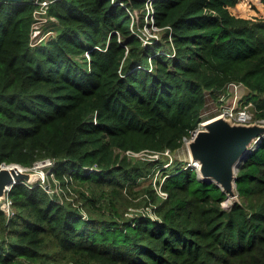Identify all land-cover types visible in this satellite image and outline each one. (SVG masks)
<instances>
[{
    "label": "trees",
    "instance_id": "1",
    "mask_svg": "<svg viewBox=\"0 0 264 264\" xmlns=\"http://www.w3.org/2000/svg\"><path fill=\"white\" fill-rule=\"evenodd\" d=\"M36 1L0 2V165L54 176L9 190L0 264H264V136L227 208L198 168L128 155L182 149L231 83L264 120V0H151L147 44L148 0H51L32 46Z\"/></svg>",
    "mask_w": 264,
    "mask_h": 264
},
{
    "label": "water",
    "instance_id": "2",
    "mask_svg": "<svg viewBox=\"0 0 264 264\" xmlns=\"http://www.w3.org/2000/svg\"><path fill=\"white\" fill-rule=\"evenodd\" d=\"M25 0H0L21 3ZM34 1V0H29ZM264 136V123H237L224 116L209 118L203 123L187 147L200 177L218 185L230 199V207L240 201L237 191V173L249 156L253 146ZM35 174L26 172L20 165L0 169V204L8 196V190L18 182L33 183Z\"/></svg>",
    "mask_w": 264,
    "mask_h": 264
},
{
    "label": "built area",
    "instance_id": "3",
    "mask_svg": "<svg viewBox=\"0 0 264 264\" xmlns=\"http://www.w3.org/2000/svg\"><path fill=\"white\" fill-rule=\"evenodd\" d=\"M36 2H37V4H39V8L34 13L35 21L32 25V32H31V45L32 46L40 45L42 42L46 41L50 36H53L55 34V31L46 29L49 21L54 20V18L48 16L49 5L51 4L52 1L51 0H37ZM134 11L131 12L129 10V12H131L134 19L139 18V15L137 14L136 10H134ZM145 19H146L147 24L151 23L152 29H158L159 31H162L161 29L157 28L154 25L155 9L153 7V2L151 0H148L147 5H146ZM147 27L148 26H146L145 28H147ZM155 39H157V38H155ZM142 40L144 41L145 44L148 43V40L145 41L143 38H142ZM238 85L241 86L240 84H237V83H231L228 85L227 90L231 86L237 87ZM228 95H229V93H228ZM226 97H227V95L225 93H223L219 97L221 112L220 113L215 112V114L213 116H211V118L224 116L226 118L231 119L233 122H237V123H246V124H250V123H254V122L264 123V120H262V119L257 120L255 118L253 110L251 111L252 103L246 104L244 102L243 104H238V98L239 97H237V92L234 93V100H228V99H226ZM207 119H209V118H207ZM207 119H205V121ZM205 121H203L199 125V127L193 132V135L199 129L202 128V125H203V123H205ZM188 141H189L188 139H185V142H188ZM167 153L169 154V152H166L165 154H167ZM129 154L137 155L136 153H129ZM157 156L159 157V155H157ZM45 161H47L48 164H51L52 168L54 167L55 161L50 160V159L45 160ZM8 166H10V165L1 164L0 169L3 167H8ZM52 168H51V172H52ZM51 176H54L53 173H51ZM42 184L46 186V183H42ZM9 190H8V192H9ZM159 193L161 194V196L167 197V193H165L163 191H159ZM0 205L2 206L3 210L6 212L8 217H11L14 215V209L12 206V202L9 199V196H7L5 201Z\"/></svg>",
    "mask_w": 264,
    "mask_h": 264
},
{
    "label": "rangeland",
    "instance_id": "4",
    "mask_svg": "<svg viewBox=\"0 0 264 264\" xmlns=\"http://www.w3.org/2000/svg\"><path fill=\"white\" fill-rule=\"evenodd\" d=\"M136 12L140 16V13L143 11L142 10L141 11L136 10ZM137 20H138V18H137ZM145 22H146V19H145ZM137 24L142 25L141 20H139V22ZM46 29H47V27H46ZM142 32H143V39L145 41H147L149 39H155V38L160 39L162 37L161 31H159L158 29H152L150 27H147V28L144 27L142 29ZM235 92H237V97H239L238 98V104H243L245 102V98L248 95V90L242 85L241 86L238 85L237 87L231 86V87H229V89L225 93L227 95L226 99L234 100V93ZM228 93H229V95H228ZM252 109L253 108L251 107V111H252ZM215 112L216 113L221 112L219 98L217 100H214L212 97H209V101L207 104V109H206L205 114L207 115L208 118H211V116H213L215 114ZM128 155L133 156L134 158H137V159H142V160H145V159H161L164 161H168L170 159V162H172V163L177 161V162L182 163L183 165L194 166V164H195L191 159V156H190V153H189V150L187 147V142L184 143V146L182 147V149H180L179 151H177L174 154H172V153L168 154L167 153V154L161 155L159 157L157 155L147 154V153H142V154H137V155L128 154ZM173 159H176V160L173 161ZM194 167H196V165ZM51 168H52V165L48 164L47 161H41V162L37 163L33 168H30V169H28V168L25 169L24 167H22V169L24 171L35 174L36 179H35V182H33V183L42 182V183H46V184L48 183V174L51 172ZM161 176H162V173L159 171V169H157L156 173L153 177V180H151V181H153V182L155 181L157 183L158 191H162L161 190V188H162L161 183L158 184L159 178H161ZM58 191L59 190L56 189V192H58ZM67 196H68V199H70V201H72L75 198L74 193H72V195H70V196L69 195H67ZM136 202H138V200H136ZM225 205H227V204L225 203ZM149 208L150 207H147L144 205H139L138 207L131 208L127 215H130V214L132 215V213L147 212V211H149ZM53 264H57V263H53ZM58 264H72V262L64 261V262H60Z\"/></svg>",
    "mask_w": 264,
    "mask_h": 264
},
{
    "label": "bare ground",
    "instance_id": "5",
    "mask_svg": "<svg viewBox=\"0 0 264 264\" xmlns=\"http://www.w3.org/2000/svg\"><path fill=\"white\" fill-rule=\"evenodd\" d=\"M35 177H36V176H35ZM37 179H38V178H37ZM230 201H231V200L229 199L228 202H227V205L230 203Z\"/></svg>",
    "mask_w": 264,
    "mask_h": 264
}]
</instances>
